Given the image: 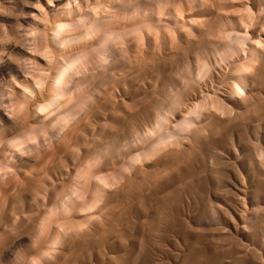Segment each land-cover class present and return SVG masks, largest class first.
I'll list each match as a JSON object with an SVG mask.
<instances>
[{
  "label": "rangeland",
  "instance_id": "1",
  "mask_svg": "<svg viewBox=\"0 0 264 264\" xmlns=\"http://www.w3.org/2000/svg\"><path fill=\"white\" fill-rule=\"evenodd\" d=\"M14 1L18 4L16 10H20L14 11L15 16L5 8H10L7 2ZM41 3L53 13L47 0H0L2 98L14 92L25 99L16 84L32 86L24 77L26 65L32 66L27 60L33 59L30 42L24 39L26 44L23 37L20 41L19 36L36 28L32 17L39 13L35 6ZM199 6L186 5L197 21L198 34L208 40L207 45L197 46L191 53L194 72L189 61L180 62L174 75L179 77V84L165 86L150 111L138 108L147 92L143 87L132 92L123 83L126 93L109 88L94 105L93 113L61 136L55 144L54 158L42 161L36 153L23 156L12 152L9 145L10 151L4 148L10 139L27 132L25 128L32 123L41 124L42 117L26 115L27 110L7 114L0 100V163L16 164L23 170L22 179L19 177L23 181L10 193V203L5 209L0 207V264H27L33 259L31 264H264V0H203ZM10 28L15 36L20 33L18 39L10 34ZM222 30L233 37L243 35L245 48L224 59L220 53L223 45L212 37ZM186 41L192 42L193 38ZM176 44L178 41L173 39L166 47L169 56ZM41 62L46 68V61ZM197 67L204 68L201 79L196 76ZM241 74L246 80L242 89L238 87ZM157 78L163 79L161 74ZM206 95L207 103L195 115L192 126L175 132L177 137L166 140L160 153L137 162L114 189L105 184L94 189L97 177H110L131 157L144 152L151 138L159 134L153 123L163 106L176 109L175 119L166 113L170 124L167 128L174 132L175 121L184 120ZM149 130L155 136H146ZM81 174L87 177L83 202L75 206L78 211L71 210L69 215L74 213L70 217L67 213L52 217L49 231L42 232V221L50 217L60 196L72 191ZM94 197L98 200L96 206L87 208L86 201ZM30 215L35 216L31 219ZM62 222L69 224L60 228L61 246L43 257L51 230H57L56 225Z\"/></svg>",
  "mask_w": 264,
  "mask_h": 264
},
{
  "label": "bare ground",
  "instance_id": "2",
  "mask_svg": "<svg viewBox=\"0 0 264 264\" xmlns=\"http://www.w3.org/2000/svg\"><path fill=\"white\" fill-rule=\"evenodd\" d=\"M47 1L49 3V7L54 8L53 13L51 12V14L48 10L44 9L42 3L37 5L38 7L35 6V9L37 8V12H39L34 14L32 17L36 22V28L34 27L32 31H26L23 33V36L22 34L19 36V40L20 37H23V41L25 39L26 41L30 42L27 43L30 46L29 48L33 59L30 60L29 58L27 60L31 62L32 66L30 68V62L28 63L29 67L23 63L24 61L22 63L26 65V68H28V70L24 68V70H26L25 74H27L24 77L27 78L26 81L31 83L32 86H25L23 85L24 82H22V86L16 84L19 86V88H21V91H23L24 95L26 96H24L25 99H21L23 96H16L18 93L15 94L14 92V96L12 93L7 94V98L6 96L3 98L1 97L4 96V94L0 96L1 105L3 108L6 107L4 109H7V114L10 113L9 111H11L12 114H15L17 112L20 113L24 110H27L28 113L26 115L34 116V118L42 117V119H39L41 120V122L39 121L41 124L32 126L34 125L32 123V128L29 131L28 127L31 126H28L27 123L26 126L28 127L25 129L28 131H25L17 137L15 136V138H12V140L10 139V142L7 144V146H5V142L3 147H7V150L10 148L12 152L15 151L17 154H23V156L25 154L34 155L36 153L39 159L42 161L47 160V158H54L56 156L55 144H58L61 136L63 137V135H65L64 133L67 132V130L73 125L75 126V123L86 119L88 115L92 114L94 105L100 100V98L109 88L115 87L118 88L121 93H126L128 91L122 87L123 83H125V85H127L132 92H136L140 86L143 87L145 90H147V92L145 94V98L143 101H141L138 108L140 110L150 111L152 109V105L156 103V101L161 96L162 89L165 86L171 82L174 84H179V77L177 75L174 76L178 64L180 62L182 63L189 61L192 64L191 73L194 72V56L191 53L195 47H201L205 44L207 45L208 43V40L203 39L198 34L197 21L194 19V16L191 15L192 12L187 11L186 8V5L198 7L203 3V0H181V6H178L180 0H59V5H55L56 0ZM20 2L21 0H19V3ZM5 4L3 5L5 6ZM7 4L10 6V8L7 6H5V8H7V11L9 10V13L11 12V15L19 10H16L18 5L16 4V1L7 2ZM18 7L20 8V6ZM190 10L193 11L194 7ZM15 15L16 14L13 16ZM249 16L251 17V15ZM2 26L3 28L7 29L6 24H3ZM42 26L43 28H41ZM6 29H1V31L5 30L7 32ZM10 30L11 33H8L12 34L14 38L16 33L11 28ZM223 30L218 35H213L212 37L218 39L223 45L224 48L220 53L225 59L233 56L238 52L240 47H243L242 37L244 36L242 35L241 37V34L238 35V33H235L236 35L233 37L234 35L232 33H229L232 34L230 36ZM12 35H10V37H12ZM17 36L15 37L17 38ZM10 37L8 34V38ZM188 37L193 38V41H186V38ZM173 39H176L178 44L174 46L172 55L169 56L166 53V47H168L169 43L172 42ZM19 40L17 41L18 43ZM26 41L24 42L26 43ZM195 42L198 43L195 44ZM244 44H246L245 41ZM256 45L259 46L258 43ZM156 50L158 51V56H155ZM27 51L29 52V50ZM41 60L44 62L46 61V68H43L44 66H42ZM22 63L21 66L23 67ZM195 73L198 79L203 78L205 74L204 68L197 67ZM158 74L162 75V80L157 78ZM245 83L246 80L244 74H241L239 77L238 87L242 89L245 86ZM152 87L154 90H150ZM8 96L11 98H8ZM208 97V95L204 96L203 100L199 104L193 106V108L189 111L188 116L184 120L179 121V119H176L177 121H175L176 123L174 124L173 128L174 132L167 128L170 124L168 122L166 113H171L172 116H175L176 109L174 110L168 106H163L158 112L153 123L154 130L160 131L161 133L159 132V134L155 136L156 133L154 134L152 130H149V132L147 131L149 134L146 136L152 135L155 137L151 138L152 140L147 145L144 152L131 157L127 163H125L115 173L111 174L110 177L107 175L97 177L95 180H99L97 181L94 189L97 190L100 184H105L107 187L113 188L116 183L120 184L119 181L124 178L126 173L128 174L133 168H135L134 166L137 165V162L147 161L160 153L163 150V145L165 144L166 146V140L171 141V139L177 137L175 136V132H184L186 129L192 126L195 115L205 106ZM211 99L212 98L209 100ZM42 103L43 105H38ZM34 106L36 107L30 112L31 107ZM24 119L27 120L26 117H24ZM29 120L27 122H29ZM3 138L8 139L10 137ZM132 142L134 143V141ZM5 150L6 149H4V151ZM78 151L80 152V149H78ZM78 154H82V152ZM1 155L5 157L6 154L4 155L3 152ZM75 158L76 157H74V159ZM42 161H40V163L45 164V162ZM12 162L14 163L16 161L14 160ZM14 165L16 166V164L11 163H0V193H2L1 195L3 198V200L0 202V207L2 208L6 206V204L10 203V193L14 190H17L19 181H23L19 179V177L21 178L23 170L15 167ZM102 165L103 164H100V166ZM99 168L100 167L96 168V170ZM27 171L26 173H28ZM85 171L89 172L88 170ZM80 172L78 170L77 173ZM91 173L92 172H90V174ZM82 176L83 177H80V179L77 177L79 180L74 178V180L78 181L76 182V186L73 187L69 194H65L63 196L61 192L62 189L60 190L59 194L61 193L60 195L62 196L60 197H62V199L55 209H51L50 217L48 219L45 218L46 220L42 221L44 222L41 226L42 232H47L51 224L50 221L53 219L52 217L55 218V216H61V214L65 213H67V216L69 217L73 215L74 212L71 213V215H69V212H72L71 210L75 211V209H77L75 208L77 203L84 198L83 184L86 179L85 177L87 176L84 174ZM92 182L93 181H91V183ZM44 186L46 187V185ZM68 187L65 188L67 189ZM65 188L64 191H66ZM18 189L21 188L18 187ZM17 192H19V190ZM97 201L98 200L95 197L86 201L87 208L95 207ZM46 208L48 209L49 207L47 206ZM46 208L44 210H46ZM84 210L86 209L84 208ZM3 212L5 215V211ZM38 214L40 213L35 215ZM41 214L39 216H41ZM30 216L27 218H30ZM33 216H31V219ZM35 219L37 218L35 217ZM61 221H63V219H61ZM70 222H72V220H70ZM68 224L69 222L59 223L56 225V228L58 226L57 230L54 232L51 230L52 234L50 233L51 235L48 241V248L42 254L43 257L47 256L50 251H54L57 248L62 238L60 228L65 229ZM73 224L75 227L76 222ZM68 227H71V225ZM76 227H78V225ZM3 231L4 230H2V232ZM77 231L78 230H76V232ZM33 260L27 264L33 263Z\"/></svg>",
  "mask_w": 264,
  "mask_h": 264
}]
</instances>
